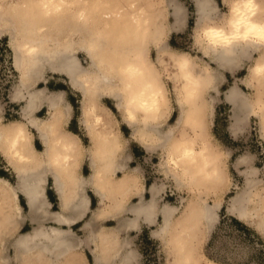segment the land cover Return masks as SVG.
<instances>
[{
  "label": "clouds",
  "instance_id": "obj_1",
  "mask_svg": "<svg viewBox=\"0 0 264 264\" xmlns=\"http://www.w3.org/2000/svg\"><path fill=\"white\" fill-rule=\"evenodd\" d=\"M197 2L180 48L175 0H0V169L11 178L0 177V264H146L127 217L149 179L176 197L163 223L146 222L154 264H253L264 249V0ZM220 67L239 101L230 136L259 149L235 160L214 133ZM56 74L70 92L47 87ZM220 210L255 244L229 253L218 239L209 255Z\"/></svg>",
  "mask_w": 264,
  "mask_h": 264
},
{
  "label": "rangeland",
  "instance_id": "obj_2",
  "mask_svg": "<svg viewBox=\"0 0 264 264\" xmlns=\"http://www.w3.org/2000/svg\"><path fill=\"white\" fill-rule=\"evenodd\" d=\"M175 2L181 4L185 8L186 13V23L181 28L173 30V35L171 39V43L175 47L185 48L189 43L187 39V31H190L192 27H194L195 19H196V5L194 0H175ZM176 22L175 17L173 16V12L171 15L170 23L173 25ZM187 27V31L185 28ZM4 45L3 47H7V38L5 37L3 40H0V46ZM0 56L8 58L10 56L9 52L0 51ZM214 67H216L214 65ZM219 68H217L218 72ZM223 73L224 80L221 81L220 89H219V96L217 97L216 101V115H215V127L214 133L216 136L227 146L232 148L235 151V156L233 159L235 160L236 157L242 155L247 149H251L252 151H259L258 146L255 143V137L247 143H244L243 138L240 141H234L230 134L228 133L229 127L233 123V108L232 106L226 101V92L233 86V75L228 71H221ZM243 72L238 73L239 76H243ZM66 77H62L60 74H56L53 79L49 81V88L53 91L57 90H65L69 91L68 84L65 82ZM225 83V84H224ZM224 84V85H223ZM232 84V85H231ZM231 85V86H230ZM45 85L41 83L39 87H44ZM230 86V87H229ZM69 99L74 106H76V98L69 95ZM226 101V102H225ZM111 106L110 101H106ZM22 105H12L11 107L19 108ZM46 114V108L42 110L38 115L43 117ZM9 118H18L14 117L11 111L9 112ZM71 128L73 131H76V123L75 120L73 121ZM127 133V129H125ZM38 143V142H37ZM38 147L41 148L40 144L38 143ZM133 151L136 152L137 160H140L143 157V152L136 147L133 146ZM264 159V158H262ZM135 166V165H133ZM264 166V165H258ZM243 171V169H241ZM88 174V169L85 168V175ZM0 175L8 176V173L4 172L0 169ZM233 175L236 177L237 183L241 186L244 184V177L238 175L235 171ZM9 177V176H8ZM10 178V177H9ZM11 179V178H10ZM152 185V180L149 179L146 190L149 189V186ZM91 194V193H90ZM146 199H150V195H146ZM138 200L135 199L133 202L136 203ZM22 206L27 211L26 202L21 198ZM176 203V197L169 194H165L164 192L161 193L158 201V209L164 208L165 206H170ZM219 215L221 217L219 231L217 233V237L214 238V243L210 246L209 255H212V249L215 246V242L218 239L223 241L222 247L223 250L229 253H232L234 249L238 248L242 244H250L254 245L255 241L252 239V233L241 223L238 224L236 219L231 218L227 215L226 210H220ZM129 217V215H128ZM158 223H163V219L161 217L158 218ZM114 222H109V226H113ZM29 228L26 227L25 230ZM130 236L136 237L138 234L136 231H132L129 233ZM137 244L139 245L140 249L142 250L145 258L146 264H154V254H155V244L152 240L149 239V227L147 225H142V234L139 235V239L137 240ZM231 245V247H230ZM91 260V258L89 257ZM251 262L253 264H264V249L255 251L251 256Z\"/></svg>",
  "mask_w": 264,
  "mask_h": 264
},
{
  "label": "bare ground",
  "instance_id": "obj_3",
  "mask_svg": "<svg viewBox=\"0 0 264 264\" xmlns=\"http://www.w3.org/2000/svg\"><path fill=\"white\" fill-rule=\"evenodd\" d=\"M194 1H195V5H196V14H197L200 5L197 2V0H194ZM173 16L175 17V20H176V22L173 25H171L173 30H176V29L182 27L183 25H185V23H186L185 8L177 2H175V6H174V10H173ZM41 88H43V87H41ZM226 100L232 106L233 118H235V116L239 112V101L234 100L232 98V87L226 92ZM38 114H39V112L37 113V116L40 117ZM151 189H152V187L150 188V191L152 193V198L150 200H145L144 198L140 199V202L132 207L131 213L133 214L134 217L127 219L130 227L134 226L137 223H140L141 221L147 222L150 218L158 221V218L161 217L164 221V219L168 213L169 206H165L164 208L158 209L157 208V206H158L157 196L160 192V189L157 187L156 192H153ZM44 195L47 198L46 191H45ZM40 203H42V201ZM40 203H38V208H39Z\"/></svg>",
  "mask_w": 264,
  "mask_h": 264
},
{
  "label": "crops",
  "instance_id": "obj_4",
  "mask_svg": "<svg viewBox=\"0 0 264 264\" xmlns=\"http://www.w3.org/2000/svg\"><path fill=\"white\" fill-rule=\"evenodd\" d=\"M184 26V25H183ZM181 28V27H180ZM221 71H228V72H230V73H232L228 68H226V67H220L219 68V70H218V75H219V77H220V80L222 81V80H224V75H223V73L221 72ZM49 84V83H48ZM225 84V83H224ZM223 84V85H224ZM232 85V84H231ZM230 85V86H231ZM229 86V87H230ZM47 87L49 88V86L47 85ZM232 87V86H231ZM50 89V88H49ZM51 90V89H50ZM57 91H65V90H57ZM227 101V100H226ZM225 101V102H226ZM45 108H42L41 109V111L42 110H44ZM40 111V112H41ZM39 112V113H40ZM230 128V127H229ZM228 133H229V131H228ZM230 134V133H229ZM38 143H39V141H37ZM38 143H37V148L38 149H42V145H40L41 146V148H39L38 147ZM40 144V143H39ZM134 153H135V155H136V152L134 151ZM137 156V155H136ZM3 177H5V178H9L8 176H6V175H4ZM10 179V178H9ZM52 180H51V178H49V181H48V187H47V189H46V196H47V201L49 202V203H51L52 205H53V211H56V210H58V198H57V195H56V193H55V191H54V189L52 188ZM152 187V185H150L149 186V189H147L146 190V192H145V196H144V199L145 200H150L151 198H152V193H151V191H150V188ZM159 189H160V186H157ZM161 193H162V191H160L159 192V194H158V196H157V201H159V197H160V195H161ZM150 195V199H146V195ZM89 196H91V194L89 193ZM21 198L26 202V206H27V210H28V204H27V200H26V198L22 195L21 196ZM91 198H92V207L93 208H95V206H96V199H95V197L94 196H91ZM137 202L136 203H134L133 202V206H135L136 204H138L139 202H140V198H137ZM42 205V203H40V205H39V207ZM157 208H158V206H157ZM134 216H133V214L130 212L129 213V217H127V219H130V218H133ZM140 225H141V227H142V225L144 224V225H147V223H146V221H141L140 223H139ZM77 227H79V226H77ZM26 229V228H25ZM24 229V231L25 232H27V231H29L30 229H28V230H25ZM132 231H135V230H132ZM132 231H130V232H132ZM91 258V257H90Z\"/></svg>",
  "mask_w": 264,
  "mask_h": 264
},
{
  "label": "trees",
  "instance_id": "obj_5",
  "mask_svg": "<svg viewBox=\"0 0 264 264\" xmlns=\"http://www.w3.org/2000/svg\"><path fill=\"white\" fill-rule=\"evenodd\" d=\"M4 45L0 46V51H7L10 53V50L8 49V47H3ZM4 175H0V177H3ZM235 222H237L238 224H241L238 220H236Z\"/></svg>",
  "mask_w": 264,
  "mask_h": 264
}]
</instances>
